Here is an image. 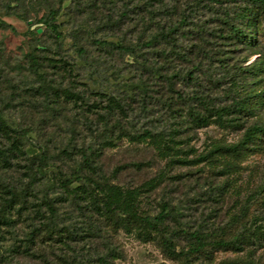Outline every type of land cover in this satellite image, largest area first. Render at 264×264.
Masks as SVG:
<instances>
[{
    "label": "rangeland",
    "instance_id": "1",
    "mask_svg": "<svg viewBox=\"0 0 264 264\" xmlns=\"http://www.w3.org/2000/svg\"><path fill=\"white\" fill-rule=\"evenodd\" d=\"M58 1L0 0V200L35 179L0 228V264H264V136L240 155L213 150L264 123V11L246 0H64L56 37L37 20ZM150 36L156 46L135 52L92 41ZM31 53L60 93L38 89ZM196 94L231 112L194 122ZM41 150L43 171L31 164ZM75 172L108 180L142 212L168 207L177 250L191 245L182 230L229 244L171 254L156 231L102 216L93 186H66Z\"/></svg>",
    "mask_w": 264,
    "mask_h": 264
},
{
    "label": "trees",
    "instance_id": "2",
    "mask_svg": "<svg viewBox=\"0 0 264 264\" xmlns=\"http://www.w3.org/2000/svg\"><path fill=\"white\" fill-rule=\"evenodd\" d=\"M64 0H59L58 5L51 6L38 20L37 22L45 25L56 37L62 36V31L60 30V24L57 21L59 13L62 9ZM252 7H256L257 9H262L264 11V0H246ZM247 14V13H246ZM247 15H252L251 11ZM186 16H183L179 19L177 25L182 26L187 23ZM175 28V27H174ZM174 28H170L168 32H162L161 36L167 41H172L171 32ZM232 31L236 34H240L241 32L232 27ZM240 32V33H239ZM253 32V31H252ZM160 36V35H159ZM247 40L251 41L252 34L246 36ZM98 44H104L110 47H113L118 50L127 51V52H135L138 50L136 46L139 47H147V48H154L157 42V37L150 36L145 39L139 37L138 42L136 45H132L130 43H122L118 44L114 41H107V40H92ZM75 47L81 57L87 58V50L83 45L75 42ZM38 55L31 53L29 55L30 62L34 67L35 77L38 84V89L45 95L49 94H58L63 89L55 85L50 79H48L45 75V72L41 70V66L38 60ZM145 67L146 65L143 64ZM159 76L164 77L166 80L169 78V75H162ZM145 90L144 88L142 91ZM191 99H194L197 105L204 110L192 112V120L194 122H206L212 116H215V120L217 122H223L225 117H223V112L227 110V113L231 111L225 108H218L214 110V106L210 104L209 100L205 98L203 95H193ZM239 105L238 107L240 110L244 108V105L241 103L236 104ZM235 119V118H234ZM233 119V120H234ZM8 123L2 114V108L0 107V127H7ZM28 130V129H27ZM148 135H152L149 130H146ZM101 136L106 135V131H101ZM260 135L264 136V123L255 122L250 125L242 139L235 144L230 145H218L213 148V150H220L224 152H228L231 154H242L244 150L250 149V143L253 142L254 137ZM50 154L47 150H41L38 154L34 155L31 159V164L35 166L36 170L43 171L49 164ZM34 168V167H33ZM74 180H82L87 184L93 186L95 190L101 195V203L99 205L100 213L102 216H114L115 214H121L124 219L131 221L133 220L135 223L138 224L140 228L146 230H153L156 231L162 239V242L169 251V253L182 256L186 260H189L193 254H199L204 251L207 245H222L226 246L229 244V240L227 239H216L211 238L208 239L206 235L198 231H187L182 230L184 234L188 236L190 239L191 245L189 250H177L176 245L173 242V238L171 236V229L166 223V220L170 216V211L168 207H164L160 210L157 215H151L149 213H145L140 211L139 204L137 203L138 200H135L130 195L128 198H125L122 191L115 185H112L106 179H98L90 175H81L78 172L73 173L71 177L63 178V183L66 186H70ZM35 183L34 177L31 178L28 183H26L22 188H8L7 194L8 196H4L0 200V228L2 224H10L11 220V209L14 207L15 203L19 200H22L24 195L33 186ZM48 206L50 208L52 216L57 213V207L55 206L52 199H48ZM221 264H225L224 262Z\"/></svg>",
    "mask_w": 264,
    "mask_h": 264
}]
</instances>
